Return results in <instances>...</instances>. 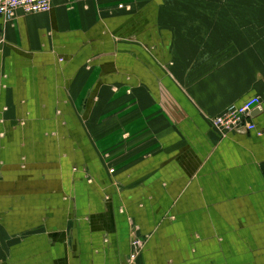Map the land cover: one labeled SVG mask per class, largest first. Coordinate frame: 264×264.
Segmentation results:
<instances>
[{
	"label": "crops",
	"instance_id": "0c3cea01",
	"mask_svg": "<svg viewBox=\"0 0 264 264\" xmlns=\"http://www.w3.org/2000/svg\"><path fill=\"white\" fill-rule=\"evenodd\" d=\"M196 1L0 16V264H264V0Z\"/></svg>",
	"mask_w": 264,
	"mask_h": 264
},
{
	"label": "built area",
	"instance_id": "2783aa9c",
	"mask_svg": "<svg viewBox=\"0 0 264 264\" xmlns=\"http://www.w3.org/2000/svg\"><path fill=\"white\" fill-rule=\"evenodd\" d=\"M52 2L53 0H0V16L11 19L18 11L23 14L48 12L52 8ZM261 103L260 96H252L242 104L232 105L214 116L212 122L222 134L256 131L261 135L263 131L257 128V124L251 119L252 111L260 108ZM144 244V240L140 237L131 240L130 261H135L138 258Z\"/></svg>",
	"mask_w": 264,
	"mask_h": 264
},
{
	"label": "rangeland",
	"instance_id": "374dc122",
	"mask_svg": "<svg viewBox=\"0 0 264 264\" xmlns=\"http://www.w3.org/2000/svg\"><path fill=\"white\" fill-rule=\"evenodd\" d=\"M233 2V1H232ZM230 2V3H232ZM217 0H209V2H206L205 0H197L193 7H194V14L197 15L199 14L200 17L203 15L204 17H209V18H217L218 15V9H217ZM228 4V1H227ZM242 7L240 6H233L229 9L230 15H233L235 18H250V8H249V1L248 0H242L241 2ZM200 5V6H196ZM254 15V14H253ZM258 17L264 18V10L258 12ZM114 168H110V172L114 173ZM136 232H134L132 235H135ZM133 262L131 264H135L136 262Z\"/></svg>",
	"mask_w": 264,
	"mask_h": 264
}]
</instances>
